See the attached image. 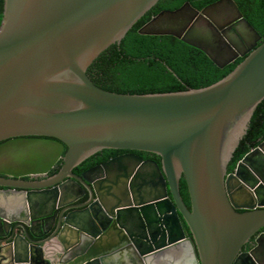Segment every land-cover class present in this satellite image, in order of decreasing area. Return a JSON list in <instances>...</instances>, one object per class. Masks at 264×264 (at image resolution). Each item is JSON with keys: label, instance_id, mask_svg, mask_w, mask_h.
<instances>
[{"label": "water", "instance_id": "obj_1", "mask_svg": "<svg viewBox=\"0 0 264 264\" xmlns=\"http://www.w3.org/2000/svg\"><path fill=\"white\" fill-rule=\"evenodd\" d=\"M158 1L3 0L0 264H264V136L228 171L264 102V41L235 2L138 29L243 58L214 83L117 93L87 73ZM103 149L129 152L73 172Z\"/></svg>", "mask_w": 264, "mask_h": 264}, {"label": "trees", "instance_id": "obj_2", "mask_svg": "<svg viewBox=\"0 0 264 264\" xmlns=\"http://www.w3.org/2000/svg\"><path fill=\"white\" fill-rule=\"evenodd\" d=\"M217 0H159L126 33L119 44L103 51L89 66L87 73L99 87L117 93H146L196 88L214 83L231 71L243 58L217 67L201 50L171 35H145L138 29L161 10H174L184 2L201 10ZM243 17L264 41V0H233ZM3 0H0V18ZM264 136V102L249 123L228 166L231 171L238 160ZM128 150L103 149L81 162L74 172L81 173ZM143 159L159 163L155 154L131 151ZM184 230L187 227L183 223ZM189 235V233H188Z\"/></svg>", "mask_w": 264, "mask_h": 264}, {"label": "flooded vegetation", "instance_id": "obj_3", "mask_svg": "<svg viewBox=\"0 0 264 264\" xmlns=\"http://www.w3.org/2000/svg\"><path fill=\"white\" fill-rule=\"evenodd\" d=\"M1 19V18H0ZM124 153H127V152H123V153H120V154H118V155H121V154H124ZM135 154V153H134ZM118 155H116V156H118ZM135 155H137V154H135ZM137 156H139V155H137ZM115 157V156H114ZM140 157V156H139ZM111 158H113V157H111ZM110 158V159H111ZM109 160V159H108ZM107 160V161H108ZM144 160H146V159H144ZM105 162V161H104ZM103 163V162H102ZM101 164V163H100ZM98 165V164H97ZM94 166H96V165H94ZM93 166V167H94ZM86 171V170H85ZM73 172H74V170H73ZM82 172H84V171H82ZM81 172V173H82ZM75 174H77V175H79V174H81V173H76V172H74ZM0 189H2L1 187H0ZM85 200V199H84ZM179 219H181L180 217H179ZM185 231V234H186V236H190V235H188V232L186 231V230H184ZM262 232H264V228L263 229H261L260 231H259V233H262ZM258 234V233H257ZM250 247H251V243H248V244H246L244 247H243V250H248V249H250Z\"/></svg>", "mask_w": 264, "mask_h": 264}]
</instances>
